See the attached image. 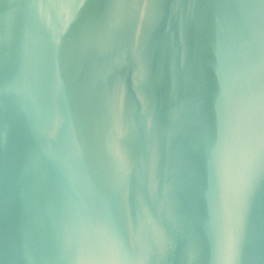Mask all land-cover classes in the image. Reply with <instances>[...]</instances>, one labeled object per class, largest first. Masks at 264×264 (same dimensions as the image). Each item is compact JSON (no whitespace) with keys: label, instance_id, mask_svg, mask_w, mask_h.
I'll use <instances>...</instances> for the list:
<instances>
[{"label":"water","instance_id":"water-1","mask_svg":"<svg viewBox=\"0 0 264 264\" xmlns=\"http://www.w3.org/2000/svg\"><path fill=\"white\" fill-rule=\"evenodd\" d=\"M0 264H264V0H0Z\"/></svg>","mask_w":264,"mask_h":264}]
</instances>
